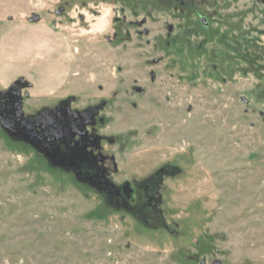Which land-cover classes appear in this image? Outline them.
Masks as SVG:
<instances>
[{"label":"rangeland","instance_id":"374dc122","mask_svg":"<svg viewBox=\"0 0 264 264\" xmlns=\"http://www.w3.org/2000/svg\"><path fill=\"white\" fill-rule=\"evenodd\" d=\"M185 1L0 0V264H264V0ZM71 96L98 176L28 136Z\"/></svg>","mask_w":264,"mask_h":264},{"label":"flooded vegetation","instance_id":"af4514ba","mask_svg":"<svg viewBox=\"0 0 264 264\" xmlns=\"http://www.w3.org/2000/svg\"><path fill=\"white\" fill-rule=\"evenodd\" d=\"M169 2L180 4L181 6L186 5L185 0H169ZM68 5L69 3H66L62 8L64 13L67 12V9L70 10L71 5ZM81 20H84L83 16H81ZM200 22L204 26H208V20L206 17L201 16ZM113 37L116 38V34H114ZM20 84H24V86H21L22 91L30 86L28 81H24L22 79ZM73 100L74 98L72 96L67 99L60 100L51 109L44 111L42 115H44L46 112L48 115L43 117L42 115L38 116L31 122L29 127L31 126L32 131H30V135L28 136H30L39 150L42 148L43 150L48 151L49 145H52L53 141L58 142V146L61 142H65L63 146L60 145V147L63 149L62 152L66 154L65 156L71 155L74 157L73 159L79 160L78 163L81 166L80 171L86 172L87 175L96 174V176H98L100 174L98 168L99 162L97 163V160L92 156V149H89V146H94V144H97L96 138L93 133L91 134L88 127L95 123V119L99 110L93 106H87L83 109L72 107ZM18 123V127H20L21 124L19 120ZM93 131L95 132L96 130L94 129ZM94 148H96V146H94ZM116 190L114 189L111 191V196L117 197L119 200L120 198L131 200L136 192L129 181H126L124 184H122L121 189H118V191ZM146 190L147 194L141 197L139 204H137L132 210L136 212L137 207L144 205L147 212H150L148 214L145 213L144 217L147 220L149 218L154 219L155 211H152L154 207L152 202L155 200V195L152 193L156 190L155 187L149 185H147ZM148 203L149 205H147ZM159 223L162 222L160 221Z\"/></svg>","mask_w":264,"mask_h":264},{"label":"water","instance_id":"95a60500","mask_svg":"<svg viewBox=\"0 0 264 264\" xmlns=\"http://www.w3.org/2000/svg\"><path fill=\"white\" fill-rule=\"evenodd\" d=\"M20 82L21 80H17L8 90L2 94L1 105L3 107L4 114L0 120L2 125L7 129L13 130L18 127V118L22 114L23 96L21 86H24V84L21 85ZM243 99L246 100L245 97ZM47 115L48 113L46 112L44 115H42V117ZM30 124L31 123H29V125ZM199 264H207L206 259L203 258L200 260ZM213 264H221V262L215 261Z\"/></svg>","mask_w":264,"mask_h":264}]
</instances>
